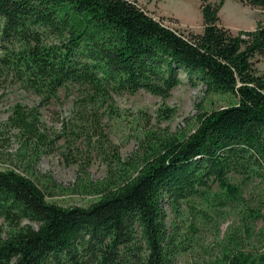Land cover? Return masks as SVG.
Listing matches in <instances>:
<instances>
[{"label": "trees", "instance_id": "trees-1", "mask_svg": "<svg viewBox=\"0 0 264 264\" xmlns=\"http://www.w3.org/2000/svg\"><path fill=\"white\" fill-rule=\"evenodd\" d=\"M234 1L260 10L255 31L222 26L223 2L202 4L204 28L196 34L169 28L136 1L0 0V71L48 103L74 87L81 120L111 106L112 95L144 90L167 99L182 71L207 95L235 99L198 112L188 135L146 133L126 159L105 138L99 146L108 155L107 177L81 184L96 198L86 208L50 202L64 189L50 176L44 187L29 176L53 141L37 109L18 105L7 124L18 132L27 166L0 168V218L11 229L0 238V264H176L198 223L214 226L237 212L251 231L263 219L264 74L257 63L264 58V0ZM165 206L176 221L166 220ZM231 239L229 254L210 264H264V230L263 253H245L236 232Z\"/></svg>", "mask_w": 264, "mask_h": 264}, {"label": "rangeland", "instance_id": "rangeland-1", "mask_svg": "<svg viewBox=\"0 0 264 264\" xmlns=\"http://www.w3.org/2000/svg\"><path fill=\"white\" fill-rule=\"evenodd\" d=\"M136 1L152 17L163 19L169 28L200 34L203 32L202 4L217 5L223 2L218 12L222 26L232 30L255 31L258 22L263 19L260 10L244 7L234 0H130ZM0 17V35L4 26ZM260 73L264 74V58L257 63ZM181 84L167 99L154 96L141 90L133 95H112L109 107H95L92 115L82 119L75 109L79 96L74 87L59 91V99L51 102L42 101L33 92L25 90L12 74L0 71V168L17 167L26 169L27 162H22L18 155L20 140L18 132L7 124L14 109L20 105L28 109L36 108L45 133L53 141L52 149L29 168V176L41 185L47 186L46 176H50L56 186L63 191L53 192L50 202L61 206L73 207L90 205L96 200L79 189L85 180L100 182L107 177L105 149L101 143L108 140L119 149L121 158L126 159L138 148L148 132L159 136L164 134L185 136L196 126L195 116L200 111H211L232 106L235 99L225 95H207L205 86L180 72ZM172 110L173 116L165 120L163 112ZM101 134V135H100ZM29 159V155H28ZM45 191L50 189L45 187ZM250 192V191H249ZM166 207V220L176 221L170 207ZM185 217L191 219L188 207L182 208ZM263 219L252 225L251 231L242 227L238 213H231L225 221L217 225L198 223V232L193 237L189 251L177 256L176 264H210L228 255L232 249V233L241 243V249L247 254L263 253L258 234L264 230ZM10 226L0 218V238H6ZM232 241V242H230ZM235 249V248H233ZM240 249V250H241ZM233 252V251H232ZM256 255V254H255Z\"/></svg>", "mask_w": 264, "mask_h": 264}]
</instances>
